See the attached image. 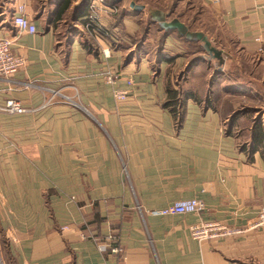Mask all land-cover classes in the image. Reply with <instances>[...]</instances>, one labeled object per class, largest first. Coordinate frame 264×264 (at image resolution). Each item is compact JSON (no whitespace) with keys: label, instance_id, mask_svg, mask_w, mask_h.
Wrapping results in <instances>:
<instances>
[{"label":"crops","instance_id":"1","mask_svg":"<svg viewBox=\"0 0 264 264\" xmlns=\"http://www.w3.org/2000/svg\"><path fill=\"white\" fill-rule=\"evenodd\" d=\"M130 1L107 0L119 11L105 19L106 59L84 28L88 0H0V37L25 60L13 82L0 79V104L27 109L0 110V264H264V227L250 228L264 206V156L225 130L235 110L240 129L264 108V0H195L221 21L219 78L234 79L199 94L210 106L183 99L182 121L164 86L170 62L185 65L181 44L157 30L146 50L150 26L174 17L168 0ZM19 5L35 33L14 25ZM188 198L204 209L151 213ZM195 225H208L205 236H192Z\"/></svg>","mask_w":264,"mask_h":264},{"label":"built area","instance_id":"2","mask_svg":"<svg viewBox=\"0 0 264 264\" xmlns=\"http://www.w3.org/2000/svg\"><path fill=\"white\" fill-rule=\"evenodd\" d=\"M119 7L116 4L108 3L107 0H88L87 13L84 22V28L93 38L99 43L100 50L103 56L107 59L113 48L111 42L110 30L105 23V19L111 17L118 12ZM13 23L17 30L20 32L35 33L36 26L31 20L23 13V6L19 5L15 14L12 17ZM257 40H259L257 38ZM13 40L7 36L0 37V79L7 82H13L12 76L16 74L24 65L25 60L22 56L16 54L12 50ZM114 70L110 66H106L103 70V76L109 83L114 82ZM28 82L26 85H30ZM43 89L47 90L46 86ZM52 96L59 94L57 90H50ZM117 99H123L125 96L124 90H118L115 94ZM63 97L70 100L67 96ZM50 100V99H49ZM0 110L6 113H23L27 109L22 103L13 97H8L0 104ZM204 209V204L197 198L179 199L166 208L151 210L153 214H185V213H199ZM208 225H195L191 229L193 237L205 236V231ZM263 228L264 227V206L261 207L250 228ZM229 233L239 232V230H229ZM104 249V246H101ZM117 251L116 248H114Z\"/></svg>","mask_w":264,"mask_h":264},{"label":"rangeland","instance_id":"3","mask_svg":"<svg viewBox=\"0 0 264 264\" xmlns=\"http://www.w3.org/2000/svg\"><path fill=\"white\" fill-rule=\"evenodd\" d=\"M168 4L171 9L172 7L176 6L175 9H173L172 13L174 17H176V15L179 16L180 14H182L180 15L181 19L186 20L188 23H190L193 30L207 31L206 33L208 34L206 35L214 45H217L220 41L225 42V39L227 37L225 35V30L221 24V21L212 16L211 12L203 10L200 5L195 2V0H168ZM171 16H169V18ZM150 28L149 29L151 35L149 36V41L146 42V50L148 51L149 55L152 56L153 46L156 43H159L161 39L160 35H158L159 33L157 32L158 26L155 24L150 26ZM171 34H173L174 36L176 35L175 33ZM178 42L179 44H181L183 53L186 56L185 65H181L176 68V66L174 65L175 63L172 64L170 62V64L165 68V72L170 73L173 77L177 76V80L178 82L180 81V85L182 88H192L200 95H202L203 90L208 88L207 81L211 73V68L209 69L210 63L203 60L194 61L195 57H199V55L202 54L201 50L198 49L199 46L197 44L189 45L185 42H182L181 40H178ZM190 65V70L186 74V70ZM155 66L156 65H154L153 67ZM227 72L230 73L232 71L229 68L227 69ZM229 76L232 77L231 75ZM182 79L185 81H182ZM227 81L228 80L224 76L223 79L215 81V85H213V88H220L223 84H226ZM245 137L246 135H242L240 137V141L244 140L243 138Z\"/></svg>","mask_w":264,"mask_h":264},{"label":"trees","instance_id":"4","mask_svg":"<svg viewBox=\"0 0 264 264\" xmlns=\"http://www.w3.org/2000/svg\"><path fill=\"white\" fill-rule=\"evenodd\" d=\"M119 11V10H118ZM170 15H172L173 13V9H170ZM182 15V14H180ZM180 15L177 17L180 19ZM172 17V16H171ZM170 17V18H171ZM183 20V19H182ZM186 25L188 26L189 30L191 31H199V30H193L191 27V24L188 23L186 20H183ZM158 28L157 30L162 31V36L166 37L167 35H169L170 33H175V37L178 40H181L182 42H185L189 45L191 44H197L199 46L198 49L201 50L202 54L199 55V57H195L194 61H206L208 63H210V67L211 68V73L209 76V79L207 81L208 84V89L213 88V85H215V81L219 80L220 76L223 74V69L222 67L219 68L217 65L213 64L212 60H208L206 58V54L202 48V46L200 45V42L198 40H188L186 39L184 36L179 35L176 30H168V31H164L159 25H157ZM202 32L204 34H208L206 33L207 31L202 30ZM160 39H161V35H160ZM160 43V42H159ZM158 43V45H159ZM160 56H162L163 58H165L167 61H171L173 59V56L169 55L168 53H159ZM191 67V65L188 67V69L186 70V74L187 72L190 70L189 68ZM235 71V70H233ZM231 73V72H230ZM187 78V77H185ZM234 78L228 80L227 82H231L233 81ZM182 81H185L182 79ZM226 82V83H227ZM164 86H165V90L167 92V102L165 103L166 106H170V111L171 114L173 116V118L177 121H182L183 119V109H182V105H183V99L190 97L191 99H193L194 101L201 103L204 102L206 105H211V100H210V96H207L206 98L202 97L199 95L198 92H196L194 89L192 88H182L180 85V81L178 82L177 80V76H172L170 73L167 72L166 74V78L164 81ZM221 88V87H220ZM180 91H186L187 95H179ZM256 102V101H255ZM258 103V102H257ZM264 108H254V113L255 116L253 119H251L252 121V126L251 128H240V129H233V120L240 114H242L241 110H235L233 113L230 114V120L231 122L228 124V126H226L225 130L228 134H233L236 138L237 141V145L241 150H245L247 152H252V150H254L255 148H260V152L261 154L264 156V124L262 123L261 120V115L264 113V110H261ZM242 135H246L245 138H243L244 140L240 141V137Z\"/></svg>","mask_w":264,"mask_h":264},{"label":"water","instance_id":"5","mask_svg":"<svg viewBox=\"0 0 264 264\" xmlns=\"http://www.w3.org/2000/svg\"><path fill=\"white\" fill-rule=\"evenodd\" d=\"M129 7L133 10H140L144 7L142 4H138L135 1L131 0L129 2ZM158 25L164 30H176V32L184 36L188 40H198L200 45L202 46L206 58L208 60H214L215 64L221 68L224 59H223V51L215 46L211 40L208 38L206 34L202 31H191L188 26L182 22L178 17H173L169 20L161 19L158 21Z\"/></svg>","mask_w":264,"mask_h":264}]
</instances>
